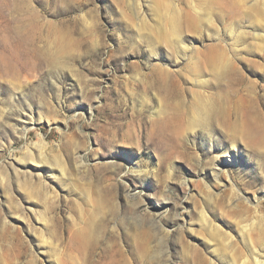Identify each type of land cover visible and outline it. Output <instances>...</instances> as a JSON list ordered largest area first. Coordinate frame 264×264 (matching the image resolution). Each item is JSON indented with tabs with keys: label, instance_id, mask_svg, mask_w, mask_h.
I'll list each match as a JSON object with an SVG mask.
<instances>
[{
	"label": "rangeland",
	"instance_id": "obj_1",
	"mask_svg": "<svg viewBox=\"0 0 264 264\" xmlns=\"http://www.w3.org/2000/svg\"><path fill=\"white\" fill-rule=\"evenodd\" d=\"M263 137L264 0H0V264L264 261Z\"/></svg>",
	"mask_w": 264,
	"mask_h": 264
},
{
	"label": "bare ground",
	"instance_id": "obj_2",
	"mask_svg": "<svg viewBox=\"0 0 264 264\" xmlns=\"http://www.w3.org/2000/svg\"><path fill=\"white\" fill-rule=\"evenodd\" d=\"M172 36L175 37L177 40H180V31H179V21H178V17L174 16V18L172 19ZM5 47L7 49H11L14 47H19L21 49L22 52H24V54L26 53V45L25 43H23L21 41L20 38H18V36L15 37V39L11 42H6L4 43ZM203 82V81H201ZM209 103V102H208ZM211 104V103H210ZM215 105V104H214ZM217 107V105L213 106V105H209L206 103H203L202 99H200L199 101V105L197 107V109H195V113L192 116V120L190 121V123L185 122L184 121V117L182 115L181 112H175V114L170 117V119L165 123L164 125V129L163 132L160 134V136L162 138H165L169 141L178 138V136H180L185 130L186 128H192V129H196L197 127H199V125H206L207 123H210L211 121H218L221 123L226 124L229 129H231L230 125H229V121H228V114L227 111L223 110V109H219ZM255 111H257V109L255 108ZM250 121L249 123L253 122V116H252V112L250 114ZM212 122V123H213ZM257 120L254 119V123L252 125L249 126V133L248 135L250 136L251 133L254 134L255 130V134L257 135L259 134L258 132V128L253 127V125L257 124ZM217 123V122H216ZM220 123V124H221ZM231 124V123H230ZM227 127V129H228ZM260 131V130H259ZM262 137V136H261ZM259 138V137H258ZM264 139V137H263ZM263 139L261 138L259 143L263 142ZM264 143V142H263ZM58 168L57 171L62 175H66V167L64 166L63 163H57L56 164ZM53 168V167H52ZM54 169V168H53ZM142 173V171H140ZM201 217H202V221L205 224L208 220L207 214L204 210L201 211ZM43 218V217H42ZM100 224V223H99ZM215 231H217L216 227L213 225V223L209 224ZM95 228V227H94ZM211 228V229H212ZM99 229V228H98ZM246 232V231H245ZM94 233V232H93ZM248 234V233H247ZM81 235V234H80ZM90 237V236H89ZM91 240V239H90ZM47 242V240H44ZM86 241V240H85ZM242 257V256H241ZM244 258V257H243ZM240 259V258H239ZM232 264H250L249 259H240L239 261H237L236 259L232 260ZM253 261L255 262V264H263V260L259 257V255L256 254V256L253 257Z\"/></svg>",
	"mask_w": 264,
	"mask_h": 264
}]
</instances>
